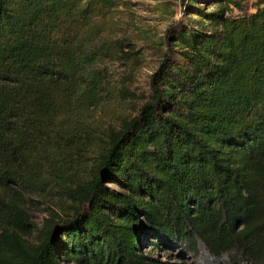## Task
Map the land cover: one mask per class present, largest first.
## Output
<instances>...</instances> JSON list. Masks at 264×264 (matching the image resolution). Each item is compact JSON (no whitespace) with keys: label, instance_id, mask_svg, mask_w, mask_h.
<instances>
[{"label":"trees","instance_id":"1","mask_svg":"<svg viewBox=\"0 0 264 264\" xmlns=\"http://www.w3.org/2000/svg\"><path fill=\"white\" fill-rule=\"evenodd\" d=\"M126 1L0 0V264H264V0H179L148 97L95 138Z\"/></svg>","mask_w":264,"mask_h":264},{"label":"rangeland","instance_id":"2","mask_svg":"<svg viewBox=\"0 0 264 264\" xmlns=\"http://www.w3.org/2000/svg\"><path fill=\"white\" fill-rule=\"evenodd\" d=\"M259 1L261 0L242 2L253 11L252 7ZM205 4L201 3L200 6L207 8ZM211 10L212 8L209 9ZM184 12L179 0H127L108 18L101 21L102 28L98 33L97 42L102 43L103 48L118 47L126 52L119 54H129L131 57H120L115 61L108 58L104 64L107 65V73L109 72L107 89L100 104L88 110L83 117L85 131L91 136L102 137L111 129L118 128L123 120L136 114L138 107L150 93L149 75L157 68L166 49L164 33L168 27L184 18ZM128 42L130 48L124 47L123 44ZM131 48L134 54L129 53ZM79 155L72 158L74 164L93 163V159L84 162L81 160L88 155ZM73 181L66 180V183ZM36 199L38 201L31 209V214L37 228H41L44 220L50 216L51 209L59 212L60 207L65 210L70 207V203H67L57 190L52 193L51 199ZM61 216L62 213L59 214V217ZM167 256L168 254L162 255L163 260H168ZM196 262L189 259L185 261L186 264Z\"/></svg>","mask_w":264,"mask_h":264}]
</instances>
